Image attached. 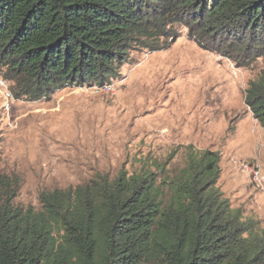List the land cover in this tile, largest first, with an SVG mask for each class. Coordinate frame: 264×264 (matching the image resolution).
Masks as SVG:
<instances>
[{"label":"trees","instance_id":"16d2710c","mask_svg":"<svg viewBox=\"0 0 264 264\" xmlns=\"http://www.w3.org/2000/svg\"><path fill=\"white\" fill-rule=\"evenodd\" d=\"M178 26L239 66L264 57V0H0V74L32 100L103 86L132 51L169 48ZM245 103L264 127V68ZM219 159L207 149L162 177L100 174L41 192L39 207L17 204L1 176L0 264H264V233L217 186Z\"/></svg>","mask_w":264,"mask_h":264},{"label":"rangeland","instance_id":"374dc122","mask_svg":"<svg viewBox=\"0 0 264 264\" xmlns=\"http://www.w3.org/2000/svg\"><path fill=\"white\" fill-rule=\"evenodd\" d=\"M178 29L167 49L132 51L119 78L103 86L7 102L2 83L11 92L13 83L0 74V177L16 184L17 204L39 207L43 191L113 178L121 169L162 177L208 149L220 157L217 186L264 233V184L243 166L264 174V127L245 103L264 57L239 66Z\"/></svg>","mask_w":264,"mask_h":264},{"label":"built area","instance_id":"2783aa9c","mask_svg":"<svg viewBox=\"0 0 264 264\" xmlns=\"http://www.w3.org/2000/svg\"><path fill=\"white\" fill-rule=\"evenodd\" d=\"M6 83L3 82L2 86L5 88H2L3 91V96L6 99L7 102H9L10 100H12L13 94L12 92L6 87L5 85ZM9 107V104L7 105V108ZM245 169L249 170L254 178V180L259 184V185H263L264 184V174L262 173V170L258 167H254L253 169L250 168V166L248 164H244L243 165Z\"/></svg>","mask_w":264,"mask_h":264},{"label":"clouds","instance_id":"9594fccd","mask_svg":"<svg viewBox=\"0 0 264 264\" xmlns=\"http://www.w3.org/2000/svg\"><path fill=\"white\" fill-rule=\"evenodd\" d=\"M106 85V84H105ZM13 94V93H12ZM13 97H14V95H13ZM247 170V169H246ZM263 173V172H262ZM255 181V180H254ZM256 182V181H255ZM257 183V182H256ZM258 184V183H257Z\"/></svg>","mask_w":264,"mask_h":264}]
</instances>
